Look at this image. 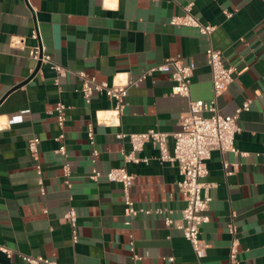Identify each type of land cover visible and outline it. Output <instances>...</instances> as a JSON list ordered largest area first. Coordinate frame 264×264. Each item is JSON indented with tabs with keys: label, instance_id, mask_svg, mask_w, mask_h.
<instances>
[{
	"label": "crops",
	"instance_id": "crops-1",
	"mask_svg": "<svg viewBox=\"0 0 264 264\" xmlns=\"http://www.w3.org/2000/svg\"><path fill=\"white\" fill-rule=\"evenodd\" d=\"M190 3L201 22L216 26L210 38L196 27L171 23ZM16 36L23 39L20 48L12 44ZM210 44L222 51L226 66L237 69L218 97L219 111L234 114L247 99L251 107L238 119L239 152L214 150L207 161V181L215 186L210 220L201 228L207 244L203 261L229 264L237 239L238 264H264V0H0V245L13 250L11 256L0 250V264H29L21 255H42L59 264H198L183 232L167 226L162 215L139 213L126 224L122 184L105 175L125 165L135 175L136 205L164 207L179 219L186 202L178 164L162 162L152 142L137 153L141 161L125 162L132 146L117 134L180 130L188 97L172 93L168 73L155 72L128 88L118 123L108 125L103 118L116 101L98 92L86 102L80 73L110 85L126 83L179 56L195 64L191 98L209 100ZM36 46L64 73L29 57ZM59 102L66 105L63 126L55 110ZM33 136L41 139L37 157L28 147ZM62 145L65 153L58 151ZM94 167L103 173L96 181L90 177ZM72 207L78 213L77 243L63 220Z\"/></svg>",
	"mask_w": 264,
	"mask_h": 264
},
{
	"label": "built area",
	"instance_id": "built-area-1",
	"mask_svg": "<svg viewBox=\"0 0 264 264\" xmlns=\"http://www.w3.org/2000/svg\"><path fill=\"white\" fill-rule=\"evenodd\" d=\"M192 3L185 7V14L175 15L171 18V23L175 25H185L196 27L202 35L210 38L216 26L205 24L191 12ZM227 17H231L233 12L225 11ZM38 35L36 30H33V36ZM22 37H14L12 44L17 47H22ZM207 62L211 70L213 96L209 100L191 98L192 77L195 70V64L185 62L179 56H171L164 59L163 62L157 63L144 70L137 78H129L126 83L109 84L105 81H97L95 78L87 76L81 72L83 97L86 102H90L95 93H105L111 99L116 101L114 109L103 118V122L108 125H116L119 121L120 114L126 107L125 98L127 90L133 85L140 84L146 77L155 72L168 73L173 80L172 93L176 95L186 96L189 99V108L181 119V129L173 133L150 129L143 132L117 134L119 138H128L132 150L124 154V161H141L137 156L145 143L152 142L159 150V158L162 162H176L179 166V171L182 179L178 185L182 192L186 205L181 210L179 219L172 218L164 207L145 208L138 207L136 202L131 197V188L134 184L135 175L128 171L125 165L113 167L108 170L105 175L110 181L119 182L122 184L124 215L126 224L131 223V219L139 214H159L164 217L165 224L169 227H175L183 232L184 237L190 242L193 251L197 257L198 264H204L207 244L201 236L202 226L210 220L207 213L210 202L212 200L211 190L215 186L207 181L209 169L207 161L211 157L212 151L220 150L222 152L231 151L238 153L235 147V137L240 131L238 119L240 113L244 110H249L251 100L247 99L239 106L234 114H222L218 107V97L224 93L228 86L234 81L237 69L232 66H226L223 60L222 51L213 45H209L206 50ZM29 57L35 61L49 63L57 73L63 74L64 68L56 63L50 54L46 53L42 46L32 47L29 50ZM55 110L57 119L61 126L66 120V105L59 102ZM170 134L174 138V147L171 151L169 148ZM64 137L63 134L59 138ZM88 138L90 143H95V134L92 126L88 130ZM41 139L39 136H33L29 139L28 147L31 154L37 157L39 152V144ZM59 152L65 153L64 145L60 146ZM98 154V150L93 151V161ZM147 161L148 158H143ZM227 166V165H226ZM37 173L39 175L40 190L44 192L42 179V166L37 164ZM66 175H69V166L64 165ZM229 173V172H228ZM102 172L97 167H94L90 173L92 180L96 181L102 176ZM70 185V183L68 182ZM63 220L68 222L72 231V241H79L78 228V213L72 207L63 216ZM230 230L235 233L234 225H230ZM131 248L134 249V242L131 241ZM238 241L234 239L230 251V263L238 264ZM0 250L11 256L13 250L0 245ZM22 258L29 264H59L56 259L44 257L42 255H21ZM136 259L141 258L140 255L134 254ZM170 261L174 260L171 256Z\"/></svg>",
	"mask_w": 264,
	"mask_h": 264
},
{
	"label": "water",
	"instance_id": "water-1",
	"mask_svg": "<svg viewBox=\"0 0 264 264\" xmlns=\"http://www.w3.org/2000/svg\"><path fill=\"white\" fill-rule=\"evenodd\" d=\"M39 65H40V63H39Z\"/></svg>",
	"mask_w": 264,
	"mask_h": 264
}]
</instances>
